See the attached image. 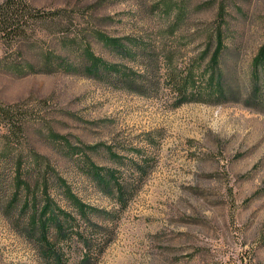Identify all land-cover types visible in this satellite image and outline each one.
<instances>
[{"label":"rangeland","instance_id":"1","mask_svg":"<svg viewBox=\"0 0 264 264\" xmlns=\"http://www.w3.org/2000/svg\"><path fill=\"white\" fill-rule=\"evenodd\" d=\"M22 2L0 264H47L42 238L63 264H264V0Z\"/></svg>","mask_w":264,"mask_h":264},{"label":"trees","instance_id":"2","mask_svg":"<svg viewBox=\"0 0 264 264\" xmlns=\"http://www.w3.org/2000/svg\"><path fill=\"white\" fill-rule=\"evenodd\" d=\"M22 5H23L22 0H4L2 3H0V29L7 27V24L9 22H11V24H12V21H16V20L19 21L20 19H22V17L24 16L23 15V9L24 8ZM1 31H3V30H1ZM14 31L16 33V28L14 29ZM17 35H18V33H17ZM116 47H119V49H120V45L118 44V42L116 44ZM220 48H221V44H219V46L216 48V54L219 52ZM86 69L84 70L83 73L86 72L87 75H95V76L101 77V78L108 77L111 79V81L113 83H121L124 81L120 75V72L117 71V69H115V67H113L112 65L101 64V66L100 65H94L93 66L92 64H89L86 66ZM92 69H94V70H92ZM179 89H180V86H179V88H177V94H182L181 90H179ZM89 171H88V173H90ZM52 180L56 181V178H54V176H53ZM41 221L44 222V220H41ZM29 229H30L29 233H31L33 231L37 232V229H40L39 235H41V236L43 235V233H42L43 228L38 226V225L32 224V226H30ZM43 240H44V238H42L40 240L41 241L40 247L43 248L42 251H40V252L42 253L43 258L46 260L47 264H48V262H51V260H50L51 257H52V262H54L53 264H63V262H61V261L59 263L56 262L57 258L60 257L59 254L55 253L53 251L49 252L50 248L49 249L46 248V242H43ZM42 244H45V246ZM65 255H66V253H65ZM53 259H54V261H53Z\"/></svg>","mask_w":264,"mask_h":264}]
</instances>
